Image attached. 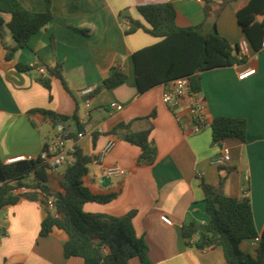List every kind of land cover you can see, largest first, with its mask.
<instances>
[{
    "label": "crops",
    "instance_id": "0c3cea01",
    "mask_svg": "<svg viewBox=\"0 0 264 264\" xmlns=\"http://www.w3.org/2000/svg\"><path fill=\"white\" fill-rule=\"evenodd\" d=\"M19 1L32 12L47 10V0ZM50 1L53 19L11 60L6 58L7 49L15 42L8 27H0L1 160L6 163L18 156L37 159L51 140L54 125L39 114L31 115V110L41 108L67 116L64 125L71 132L70 143L92 157L86 186L96 193L121 191L108 204H86V212L120 218L135 210V228L144 236L153 264H228L221 248H196L198 235L193 237V245L187 246L181 230L191 222L208 223L202 188L207 183L237 198L248 189L256 229L259 234L264 231V48L255 51L251 47L250 55L240 65L200 74V93L209 119L233 117L247 121L245 141L229 139L218 144L211 128L192 133L186 108H182V119L178 121L162 102L164 90L174 81L140 92L134 54L161 39L142 29L132 34L127 31L131 20L149 28L139 6L172 3L180 28L202 25L207 35L216 25L235 52L247 39L237 13L250 0H236L223 8L219 6L222 0H214L209 14L202 0ZM19 63L42 65L47 72L60 67L63 81L50 77L49 92L38 81L40 74L36 70L21 72L17 69ZM114 68L124 72L127 80L114 89L98 90ZM252 69L254 74L240 79ZM89 88H94V93L83 94ZM113 102L122 104L123 109H111ZM120 124H129L131 132L150 131V139L158 149L153 166L138 164L141 150L124 139L126 131L112 133ZM80 132L85 136L78 139ZM112 140L115 147L100 161L99 154ZM222 145L230 149L231 160L219 166L213 160ZM114 165L128 175H107L105 169ZM65 171L48 173V185L53 191L65 192ZM33 180L30 175L25 183L32 184ZM45 216L40 203L25 199L0 211V264H84L79 257H65L63 246L68 236L64 231L55 230L49 237L40 235ZM241 249L256 257L258 246L247 240ZM136 259L131 264H141Z\"/></svg>",
    "mask_w": 264,
    "mask_h": 264
},
{
    "label": "trees",
    "instance_id": "16d2710c",
    "mask_svg": "<svg viewBox=\"0 0 264 264\" xmlns=\"http://www.w3.org/2000/svg\"><path fill=\"white\" fill-rule=\"evenodd\" d=\"M202 1L207 5V14L213 11L214 0ZM233 1L236 0H222L219 6L223 8ZM138 11L149 28L131 20L132 26L127 34L142 29L161 39L159 43L134 54L137 84L141 93L185 77L190 78L193 91L200 92L201 73L244 62L245 58L234 54L233 46L219 34L216 25L207 35L202 25L180 28L176 23L177 12L172 3L142 5ZM237 18L250 46L255 51L261 50L264 41V0H250L238 11ZM52 19L50 0H47V10L43 13L26 9L19 0H0V27L6 25L15 42L14 47L7 49L6 58L11 60L17 51L27 48L32 36ZM17 69L21 72L35 70L20 63ZM48 75H40L38 81L51 92L50 77L63 81L61 68L48 70ZM126 80L127 75L114 68L98 90L114 89ZM30 114H39L54 126L64 124L69 119L41 108L31 110ZM211 130L213 140L218 144L229 139L245 141L247 121L242 118L218 117L212 121ZM122 131H126L124 139L141 150L138 164L153 166L158 158V149L150 139V131L131 132L129 124H120L112 133L119 135ZM68 133L71 137V132ZM76 157V163L65 171V192L53 191L49 187L47 166L39 158L11 165L0 158V211L4 207L16 205L22 199L40 203L46 212L40 235L49 237L55 230L64 231L68 236L63 246L66 258L79 257L84 260V264H131L132 260L138 258L141 264H153L147 255L149 246L144 236L136 231L135 210L120 218L84 210L88 203L108 204L114 201L121 191L93 192L85 184L92 157L85 155L79 148ZM30 175H33L34 180L32 184H27L25 180ZM21 188H25L26 192H14ZM202 188L209 221L206 225L191 222L182 226L181 233L186 245L192 246L193 237L198 235L199 239L194 243L196 248H221L228 264H264V231L259 234L256 229L249 190L237 198L225 195L211 184L203 183ZM51 199L55 212L48 208ZM256 237L260 238V242L256 257H252L242 251L241 244ZM103 248H107V252Z\"/></svg>",
    "mask_w": 264,
    "mask_h": 264
},
{
    "label": "built area",
    "instance_id": "2783aa9c",
    "mask_svg": "<svg viewBox=\"0 0 264 264\" xmlns=\"http://www.w3.org/2000/svg\"><path fill=\"white\" fill-rule=\"evenodd\" d=\"M264 48V41L261 49ZM251 46L247 39L243 40L239 44V54L246 58L250 55ZM33 69H35L40 75L47 76V69L42 65L31 64ZM255 73V70H247L242 75L240 79H245L246 77ZM94 88H89L83 92V94H93ZM162 102L174 113L176 119L181 121V110L186 108L192 123V133L198 134L207 128H211L212 121L209 119L206 103L203 95L200 92L193 91L192 83L190 78H181L173 82L172 85L167 87L162 94ZM87 107H90V103H86ZM111 109L114 111H121L123 105L117 102L111 103ZM85 136L84 132L77 134V138L81 139ZM71 139L69 133L64 124H56L53 129V136L51 140L42 149L38 158L47 166L48 173L56 174L61 168H69L74 165L77 161V145L75 143H70ZM116 142L110 141L105 146V148L99 154V160L103 161L107 154H109L115 147ZM37 158V159H38ZM36 160L33 158H28L25 156H18L15 158H10L6 161V164L11 165L22 161ZM231 160L230 149L224 145L221 147L220 153L214 158L213 162L219 166H224L228 164ZM105 172L109 176L124 178L128 175L123 168L118 165L109 166L105 169ZM249 180V177H245ZM22 190L26 192L25 188L15 190L16 194ZM48 208L55 212V205L51 200L48 202ZM166 222L170 223L167 218H163ZM253 245L258 246L260 238L256 237L252 240ZM104 252H107V248H103Z\"/></svg>",
    "mask_w": 264,
    "mask_h": 264
},
{
    "label": "water",
    "instance_id": "95a60500",
    "mask_svg": "<svg viewBox=\"0 0 264 264\" xmlns=\"http://www.w3.org/2000/svg\"><path fill=\"white\" fill-rule=\"evenodd\" d=\"M235 55H238L239 54V50L236 49V51L234 52Z\"/></svg>",
    "mask_w": 264,
    "mask_h": 264
},
{
    "label": "rangeland",
    "instance_id": "374dc122",
    "mask_svg": "<svg viewBox=\"0 0 264 264\" xmlns=\"http://www.w3.org/2000/svg\"><path fill=\"white\" fill-rule=\"evenodd\" d=\"M60 171H64V168H61ZM136 260H138V259H136Z\"/></svg>",
    "mask_w": 264,
    "mask_h": 264
}]
</instances>
